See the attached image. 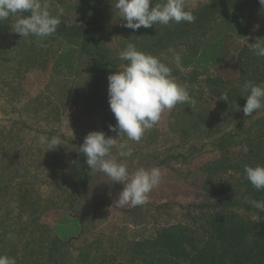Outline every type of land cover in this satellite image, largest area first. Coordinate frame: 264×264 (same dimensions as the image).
<instances>
[{
	"label": "rangeland",
	"instance_id": "rangeland-1",
	"mask_svg": "<svg viewBox=\"0 0 264 264\" xmlns=\"http://www.w3.org/2000/svg\"><path fill=\"white\" fill-rule=\"evenodd\" d=\"M33 1L0 0V171H13L0 211V264H132L140 243L151 250L164 228L194 227L199 212L212 211L211 191L229 171L206 166L220 152L200 148L211 135L196 113L201 103L216 108L212 80L224 89L235 83L238 51L259 39L261 7L241 11L237 36L213 14L195 21L220 0H92L88 46L77 27L84 0H39L38 10L68 27L44 33L25 13ZM219 36L223 62L210 75L202 64L191 71L180 44ZM98 49L109 63L87 52ZM243 152L239 145L229 155ZM221 211L251 217L242 206Z\"/></svg>",
	"mask_w": 264,
	"mask_h": 264
},
{
	"label": "trees",
	"instance_id": "trees-1",
	"mask_svg": "<svg viewBox=\"0 0 264 264\" xmlns=\"http://www.w3.org/2000/svg\"><path fill=\"white\" fill-rule=\"evenodd\" d=\"M91 2L83 1L81 23L77 26L83 40L81 44L88 46L94 37L89 27L93 18L90 13ZM250 3L261 7V12L253 19V31L259 39L243 45L238 51L235 59L238 76L231 88L220 87L214 78L209 84L213 87L211 94L217 97L216 108H207L205 103H201L196 113L201 129L207 131L206 137L211 135L208 141L199 143L202 146L200 148L220 152V156L208 161L206 166L228 170V176L211 191L214 202H209L211 205L207 206L211 207V212H199L196 220L193 219L196 224L194 227L171 225L164 228L149 241L151 250L145 249L143 246L146 244L140 243L139 260L135 259L132 264H264V0L216 1L214 7H206L199 13L195 21L207 24L205 20L213 14L211 21L226 25L231 32L237 31L235 35L238 36L242 32L241 11ZM32 5L30 9H25V13L33 18L32 22L41 33L48 29H58L60 32L68 30L63 17L52 15L44 8L38 10L40 6L36 5H40L39 0H34ZM178 31L185 30L180 26L167 36L171 37ZM222 42L219 36L204 37L197 44L192 43L194 48L191 49L189 45L180 44L188 54L186 61L192 63L191 71L194 72L202 64L205 73H208L211 64L222 63ZM87 52L96 60L109 63L106 52L99 49ZM145 54L146 51H143L142 55ZM97 92L100 98L106 95L101 88ZM101 101L103 117L113 125L110 99L104 97ZM239 145L244 147V152L232 159L229 150ZM81 158L80 161L86 156ZM85 166L84 160L77 172L81 175L83 188L88 179ZM11 173L12 170L0 171V211L9 192L5 187L9 184L7 175ZM17 197L24 199V195ZM238 206L249 211L251 217H242L244 213L237 214V217L236 214H223L221 211Z\"/></svg>",
	"mask_w": 264,
	"mask_h": 264
}]
</instances>
